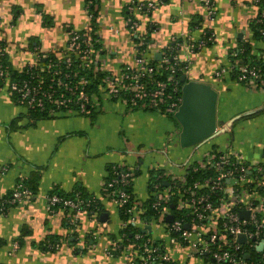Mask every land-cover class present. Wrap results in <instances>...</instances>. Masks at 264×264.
<instances>
[{"label":"crops","instance_id":"obj_1","mask_svg":"<svg viewBox=\"0 0 264 264\" xmlns=\"http://www.w3.org/2000/svg\"><path fill=\"white\" fill-rule=\"evenodd\" d=\"M211 1L208 8L201 0H100L91 26L100 38L99 59L104 71L118 75L125 66L137 65L138 54L160 61L156 53L163 58L168 50L174 51L189 63V79L212 84L219 91L222 126L234 120L197 159L212 148L230 147L249 162H258L264 159V73L259 85L245 84L229 71L221 78L215 73L234 66L230 52L244 41L252 42V53L264 69V40H254L252 30L261 6L255 0ZM135 2L155 7L131 11ZM130 18L139 23L134 35ZM0 23V37L9 44V64L21 71L33 61L36 50L59 53L68 42V31L87 29L89 18L86 0H0ZM206 33L214 41L189 53L185 44ZM144 43L146 48L139 51ZM166 115L102 96L91 115L59 113L32 120L24 106L6 90L0 91V168L7 166L0 173V198L20 178L39 174L34 197L0 213V264H132L137 253L128 252L126 246L108 253L124 241L123 220L115 202L103 194V183L114 164L139 167L133 191L145 203L151 196L153 172L186 173L201 146L181 148L180 124ZM78 189L96 196L102 210L99 215L80 213L73 225V213L59 207L50 211L47 196L53 190ZM153 230L155 237H161V231ZM50 239L60 243L57 250L45 248ZM165 240L167 250L182 264H208L205 257L188 258V247Z\"/></svg>","mask_w":264,"mask_h":264},{"label":"built area","instance_id":"obj_2","mask_svg":"<svg viewBox=\"0 0 264 264\" xmlns=\"http://www.w3.org/2000/svg\"><path fill=\"white\" fill-rule=\"evenodd\" d=\"M99 1L86 0L89 27L83 31L70 29L68 42L59 53L36 50L33 61L21 70L23 77H11L4 61V58L9 57V44L0 37V91L6 90L28 111L45 112L50 117L59 113L91 115L102 96L120 100L130 108L147 107L161 111L162 106L166 105L164 112L175 114L181 97L173 99L168 82L178 83L177 72L181 70L186 74L189 68V63L177 56L173 63L168 57L153 63L152 58L138 54L136 66H125L118 75L107 74L98 92L91 94L87 91L86 86L91 81L82 73L87 70L104 71L99 59L100 50L95 46L100 43V38L91 27L97 14L90 7L94 4L96 9ZM201 1L208 8L212 6L211 0ZM255 2L259 4L261 0ZM143 7L144 4L140 2L130 5L131 11ZM154 7L155 4L150 3L145 8L150 10ZM259 12V21H264V8L260 7ZM212 14L213 11L209 9V15ZM138 25V20L130 18L129 28L133 35ZM213 41V35L206 33L199 41L185 45L190 53ZM236 55L235 51L231 53V56ZM233 68L223 67L215 74L221 78ZM162 70L170 72L168 81L155 77ZM260 77L259 68L244 66L239 80L255 83ZM0 170L4 173L7 166ZM111 171V177L103 183L104 189H113L112 195L107 197L118 208L131 200V207L126 209L129 215L127 220H123V228L133 225L142 230L137 231L131 241L123 233L124 241L114 249H109L111 255L123 251L126 246L128 252L137 253L132 264H182L167 250V239L172 245L188 247V258L205 257L208 264H246L244 256L250 253L245 247L256 250V246L264 240V159L249 162L237 150L216 147L195 158L181 176L168 173L158 175L148 197V200H152L150 207L154 211V217L150 220L142 217L145 213L144 203L136 198L134 191L127 190L133 187L139 167L114 164ZM188 173L191 174L190 180ZM165 181H168V185L164 184ZM33 197L34 193L29 187L18 184L11 196L0 198V213H6L12 206ZM47 199L50 211L56 207L70 211L73 213L71 223L76 225L78 215L88 211L97 198L93 196L85 199L77 193L72 197L48 194ZM242 212H247L248 216H242ZM171 215L174 216L173 221L168 220ZM147 226L151 227V233L144 232ZM155 228L161 231V237L153 235ZM145 234L147 236L143 240ZM242 234L247 237L246 242L239 241V235ZM17 247L18 242H15L14 248ZM55 248L58 249L59 245ZM260 253L264 261V251Z\"/></svg>","mask_w":264,"mask_h":264},{"label":"trees","instance_id":"obj_3","mask_svg":"<svg viewBox=\"0 0 264 264\" xmlns=\"http://www.w3.org/2000/svg\"><path fill=\"white\" fill-rule=\"evenodd\" d=\"M259 5L261 6V8L263 7L264 8V0H261V2L259 3ZM91 11H94L96 12L97 10L94 8V4L91 5L90 7ZM143 9H146L145 6L143 7ZM97 14V12H96ZM259 18H260V12L258 13V16L257 18L252 22V30H253V39L256 40V39H261L263 38V35H264V21H259ZM139 38L137 37L136 40H138ZM145 42H148V40L146 39ZM210 44V43H209ZM96 48L99 49V44L95 45ZM146 48V44H141L138 49L139 51H142L143 49ZM252 50H253V45H252V42L251 41H244V42H241L239 44V47L236 49V50H233L235 52H237V55L236 56H231L232 58V61L234 63V68L232 71H230L231 74L234 73V75L239 79V75L241 73V68L244 67V66H248V67H257L260 69V74H261V77L259 79H257L255 81V83L257 85H259V83L261 82V80H263V73H264V69H263V66H262V62L260 59H258L253 53H252ZM231 51L230 54L233 52ZM174 51L172 50H168L166 52V55H164V57H168L169 60H171V62L173 63L174 62ZM4 61L5 63L8 65V68H9V72H10V75L13 79H16V78H20V77H23L24 74L22 73L23 71H14L10 64H9V61H8V57L4 58ZM153 63H158L157 61H154L153 60ZM179 67L182 66V63L178 65ZM83 75H85L86 77H88L90 79V84H88L86 86V89L89 93H96L99 91V85L102 83V79L107 75L109 74V72H106V71H101V70H98V71H94V70H87V71H84L82 73ZM170 72L167 70H162L159 74H157L155 77L159 80H164V81H168L167 78L169 76ZM185 74L184 71H181L179 70L176 74V78H178L179 82L176 83L175 81H169L168 84H169V92L172 94L173 96V99H178L181 97V88H182V82H181V76ZM241 81V80H239ZM245 84H248V83H252L251 81H241ZM13 97V96H12ZM14 98V97H13ZM15 100V98H14ZM130 108V107H129ZM131 108H138V107H131ZM166 108V105H163L162 106V109L161 111L163 113L164 112V109ZM29 112V116L32 120H37V119H40V118H47V117H50V116H47V114L44 112V113H41V112H35V111H28ZM170 116H172V119L176 122L177 120L175 119L174 117V114H168ZM52 117V116H51ZM113 166V165H112ZM112 166L110 167V176L111 177V174H112ZM0 173L1 170H0ZM154 173V172H153ZM152 173V178H151V181L150 182V185L152 187V184L156 182V179H157V176L160 175V174H163V172L159 171L157 175H154ZM191 174L188 173L187 177L188 179L190 180L191 179ZM38 180H39V174L38 173H32L29 177L27 178H20L16 184V186L18 184H22V185H25L27 187H29L34 195L36 193V190H37V184H38ZM162 183V181H161ZM15 186V187H16ZM14 190V189H13ZM13 190L8 193L7 195L3 196L2 198H5V197H8V196H11V194L13 193ZM128 191L130 192H133V187L132 188H127ZM103 194L107 197L108 195H112L113 193V189L112 188H106L104 189L103 187ZM77 193H80V195L85 198V199H90V197H93L94 195H90V194H87L81 190H75L71 193H62V192H59V191H56V190H53L51 191L49 194H59L61 196H68V197H72V196H75ZM96 197V196H95ZM97 198V197H96ZM152 202V200H148L146 201L143 206L145 207V213L142 215V217L145 219L147 218L148 220L152 219L154 217V211L151 209L150 207V203ZM131 207V200H129V202L127 204H125L124 207L122 208H119V212H120V217L122 220H127L128 219V215L129 213H126V209ZM102 210V207H101V204L99 202L98 199L95 200V202L93 203L92 207L88 210L90 212H93V213H96L99 215L100 212ZM97 215V216H98ZM137 231H142L138 228H135L133 225H129L127 228H123L121 233L125 234V238L128 240H133L134 239V236L136 234ZM146 234L143 238V240H145L146 238ZM143 240H140V241H143ZM129 242V241H128ZM125 243H127L125 241ZM50 245L53 246L50 248ZM56 245H59L60 247V243L56 240H53V239H50L48 240L46 243H45V248L46 249H50V250H57L55 248ZM245 250H247L249 253H250V257L249 258H246L244 256V259L246 260V264H264V261L262 260V255L260 252L256 251L254 248H250V247H245ZM212 260V259H211ZM170 264V263H168Z\"/></svg>","mask_w":264,"mask_h":264},{"label":"water","instance_id":"obj_4","mask_svg":"<svg viewBox=\"0 0 264 264\" xmlns=\"http://www.w3.org/2000/svg\"><path fill=\"white\" fill-rule=\"evenodd\" d=\"M156 59H162V53H156ZM181 102L174 117L180 124V131L178 135V142L183 149H198L200 146L210 141L211 139L226 133L229 130L233 121L228 122L224 127L222 120L218 121V101L219 91L213 87L212 84L189 79L186 74L181 76ZM193 155V154H192ZM168 185V181H165ZM174 208V205L171 206ZM247 212H242V216L247 217ZM100 218L104 220L103 214ZM174 216L169 217V221H173ZM188 228L189 225H186ZM151 233V227L147 226L144 232ZM239 241L246 242L247 237L242 234L239 235ZM256 250L264 251V240L257 246ZM246 258L250 254L245 255Z\"/></svg>","mask_w":264,"mask_h":264},{"label":"rangeland","instance_id":"obj_5","mask_svg":"<svg viewBox=\"0 0 264 264\" xmlns=\"http://www.w3.org/2000/svg\"><path fill=\"white\" fill-rule=\"evenodd\" d=\"M25 108H26V107H25ZM26 109H27V108H26ZM166 116L169 117V120H170V119L173 120V119H172V116H170V115H166ZM213 143H214V141L211 140V141L205 143L204 145H202V146H201V147L195 152V154H194L193 157H192V160H194L195 158H197V157L199 156V154H200L203 150L208 149ZM254 162H255V161H254Z\"/></svg>","mask_w":264,"mask_h":264}]
</instances>
